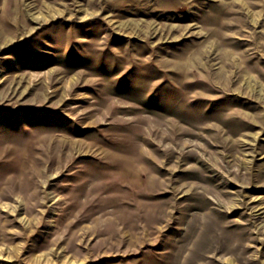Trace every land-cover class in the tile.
<instances>
[{"label": "rangeland", "instance_id": "374dc122", "mask_svg": "<svg viewBox=\"0 0 264 264\" xmlns=\"http://www.w3.org/2000/svg\"><path fill=\"white\" fill-rule=\"evenodd\" d=\"M0 264H264V0H0Z\"/></svg>", "mask_w": 264, "mask_h": 264}, {"label": "bare ground", "instance_id": "6f19581e", "mask_svg": "<svg viewBox=\"0 0 264 264\" xmlns=\"http://www.w3.org/2000/svg\"><path fill=\"white\" fill-rule=\"evenodd\" d=\"M38 18H39V17H38ZM38 18H37V19H38Z\"/></svg>", "mask_w": 264, "mask_h": 264}]
</instances>
